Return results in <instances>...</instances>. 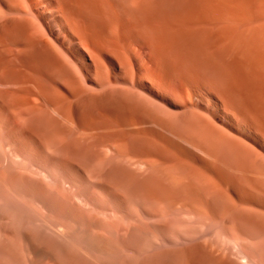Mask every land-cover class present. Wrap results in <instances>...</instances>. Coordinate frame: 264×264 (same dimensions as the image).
I'll return each instance as SVG.
<instances>
[{
    "label": "bare ground",
    "instance_id": "6f19581e",
    "mask_svg": "<svg viewBox=\"0 0 264 264\" xmlns=\"http://www.w3.org/2000/svg\"><path fill=\"white\" fill-rule=\"evenodd\" d=\"M169 1L173 2L172 6L175 5L173 16L171 18L170 15V19L161 22L162 26L156 30L161 34L159 37L156 34L160 41L156 46L155 33L152 35L155 28H152L153 25L148 21L147 16L148 20L145 19V12L144 15L142 12L146 10L143 7L147 8L148 4L154 2L163 3L159 4L163 6ZM150 6L153 7V5ZM155 6L153 9H156ZM152 7H149L150 10ZM252 17L246 3L241 0H0V199L10 201V198H16L15 200L18 199L20 203L24 201L23 205L27 203L33 211H38L37 213L34 211L36 214H40L39 209H41L42 214L43 211L45 212L44 218L42 217L44 221H49L47 223L54 227L61 223V228L63 225L67 227L69 215H72L71 225L72 221L76 224L79 215L83 214L79 206L82 200L78 199L77 204L72 198L70 200L65 197L64 193L67 191L65 192V187L63 188L62 185L64 181L70 182L71 180H67L71 176L66 174L69 179L65 180L61 172L66 171H59L58 173L62 175L60 177L61 175L56 174L57 172L52 174L51 170L56 166L64 167L75 177L84 175L86 179L93 180L94 185L96 184L95 186L104 196L114 197L111 207L116 212L121 213L123 212L121 209L128 210L130 206V209L132 206L138 208L137 211L132 209L136 211L133 214L124 211L132 215L129 217L133 222H130H135L137 225L131 228L128 224L127 240L137 243L139 241V245H141L140 241H145L146 246H149L152 241L149 237L151 234V236L160 235L163 231L165 235H168V238L165 236L162 239L166 241L169 248L159 249V246H156L158 250L156 248L154 251L150 248L149 258L151 255L159 257L160 260L163 258L165 264H238L229 256L230 253L236 251L240 253L243 248L245 251L251 250L253 248L249 242L254 241L256 237L264 236V158H262L264 154L261 155L262 157L259 156L257 152L249 150L245 142H242L243 140L239 143V139L233 136L234 140L231 139V134L226 132L227 136L220 127V130L216 126L214 128L210 121L199 115L200 109L198 112L196 111L198 109L194 110L196 114L193 110L180 114L179 120L175 119L179 118L176 116L174 120L178 123L173 120L176 124L171 121L173 117L169 118L170 121H163L162 118L158 121L159 116L156 119L150 117L149 120L143 113L144 106L135 102L136 97L132 99L134 102L131 101L130 94H126V90L117 97L114 96L115 93L101 96L103 94L98 91L103 90L105 81L99 84L100 90L95 88L98 93L91 91L88 86L86 88L85 81L83 82L86 79L85 74L82 76L80 72L84 69L78 71L77 66L75 70L76 65H73L75 62L67 63L70 52L62 49L63 43L58 40L59 34L55 37V29L52 25L64 39L77 38L83 51L92 55L94 52L93 57L102 54L103 48L110 47V44L123 45L124 48L127 43L138 45L145 43L144 46L153 52L156 51L154 53L161 51L159 56L167 62H165L167 66L173 67L174 78H179L184 83V89L194 87L195 90L200 89V92L204 90L207 94L211 91L215 92L218 99L222 100H220L222 108L227 106L226 108L232 109L236 113V118L240 116L241 118L238 117V119L244 120L242 121L245 122L244 124L250 125V121L253 127L250 126L251 131L255 130L254 134L258 132L264 139V85L260 83L261 77H258L264 75L262 71L264 70V37L258 41L257 38L254 40L246 36V32L254 25ZM46 18L51 25L45 22ZM77 28L81 32L77 31ZM231 28L233 30L230 31ZM112 49L116 50V48ZM78 52L85 60L84 53L81 50ZM94 64L97 73L95 76L102 77L99 68L101 64L97 65L96 62ZM66 65L74 69H69ZM165 65L164 67H167ZM211 67L218 73V81L208 78V75H205L206 72H203L206 70L208 72V68L211 69ZM193 68L198 76L196 81L191 77ZM257 77L260 79L258 80ZM58 80H62L64 84H66L64 80L67 81L69 93L63 92V85L60 86L61 82L58 83ZM97 81L96 83L99 82ZM96 110L104 116L112 117L113 114L114 117V112L118 116L116 120L112 118L102 121L96 117ZM129 111L144 114L143 122H146L145 119L150 123L152 121L156 127H162L161 130L174 134L189 147H194L201 156L199 157L195 152L192 153L190 149L184 150L185 148L179 145H177L178 148L176 146L177 152L174 154L175 145L171 139H168L159 129H146L145 126H150V123L148 125L145 123L144 126L141 122L144 127L142 129L139 127L141 126L139 118H137L138 121L135 120L137 113L133 120L130 114L132 112L128 113ZM53 113L57 115V118ZM129 114L131 117L127 118ZM139 115L138 117H141ZM235 126L237 125L234 124ZM244 126L243 128L240 126L241 131ZM238 129H240L239 126ZM35 151L42 152L46 160H49V163L44 165L45 168L32 161L31 157ZM47 165L55 167L48 169ZM173 167L179 171H176V175H173L175 174ZM187 167L190 173L199 170L203 176L206 174L205 176L213 185L212 192L205 193L200 185L193 181V178L188 177ZM184 170L185 173H183ZM40 172L49 176V182L40 178ZM73 183H69L70 186L74 185ZM162 199L166 202V215L171 214L170 219L167 215L168 220L166 216L164 217L166 219L164 222L162 217L165 213L161 211ZM82 208L84 209V205ZM175 210L181 212L179 214L191 215L196 222L193 223L194 225L202 224L204 228L208 225L212 229L215 226L214 230L217 231L232 230L241 237L238 242L239 248L242 247L241 250L232 249V251L229 250L230 246L228 248L220 244L218 239L217 241L209 240L208 233L211 228H208L210 230L208 233L205 232L208 237L203 235L204 231L203 234L193 231L183 238L179 237L178 244L174 247L169 236L174 233L172 217L174 215L172 214ZM93 211L97 212L95 209ZM159 214L162 217L158 216ZM61 215L65 217L62 218ZM66 215H68L67 219ZM154 217H159V220H155ZM60 218L65 219L66 223L65 221L60 223ZM83 218L80 222L93 225V219L86 221L84 218L85 220L82 221ZM107 219L109 216L104 220H110ZM70 223H68L69 227ZM104 224L106 225L101 223V225ZM53 228H51L52 232ZM95 228L92 227V231ZM37 232L36 236L39 233ZM13 234L9 230L0 228V259H4L3 263L5 261L9 264H42L44 258L52 257L51 251L45 246L44 248L37 246L38 244L35 245L34 237L28 233L16 236ZM40 237L39 234L37 242ZM104 244L100 247L103 248ZM126 245L131 246V242H126ZM57 247L60 248L59 245L55 246ZM109 248L111 250V247ZM253 250L256 251V249ZM56 252L61 254L62 251L59 252L58 249ZM92 252L96 251L92 250ZM142 253L146 256L145 252ZM109 254L107 253L106 256ZM241 254L244 253L241 251ZM95 255L97 257L98 254ZM80 256L77 255L79 258ZM234 256L237 255L234 254ZM71 257L72 255L69 256ZM51 260L54 264H62L61 259L59 261L52 257ZM83 263L85 264L84 260ZM87 264H91L90 261Z\"/></svg>",
    "mask_w": 264,
    "mask_h": 264
},
{
    "label": "rangeland",
    "instance_id": "374dc122",
    "mask_svg": "<svg viewBox=\"0 0 264 264\" xmlns=\"http://www.w3.org/2000/svg\"><path fill=\"white\" fill-rule=\"evenodd\" d=\"M234 1H237V0H234ZM241 1H244L245 3H246V6H247V10L252 14V18H253V23H254V25H253V29L251 30L250 28V30L248 31V32H246V36H248L249 38H253L254 40L257 38V40L259 41V40H261L262 39V37H264V32H262L263 30H264V0H241ZM155 3V4H154ZM154 3H150V5H153V7H154V5H156L155 7H156V9H153V7L152 6H150L149 4L147 5V6H149V7H152V10H154V11H152V10H150L151 8H149V7H147L148 8V10H150V11H148L147 10V8L146 7H143L144 8V10H146V11H143L142 13H143V15H144V12H145V19H147L149 22H151L152 23V28L154 27L155 28V31L153 32V34L152 35H154V33H155V36H154V38H156V40L154 41L155 42V44H156V46H158L159 44H158V42L160 43V41H159V39H157L158 37H159V35H161L160 33H158V31H156V30H158L161 26H162V23L161 22H164V21H166V20H168V19H170V15H171V18H172V16H173V12H174V7H175V5H173L172 6V4H173V2L172 1H169V2H167V3H165L163 6H160V5H162L163 3H159V4H156V2H154ZM158 3V2H157ZM171 4V5H170ZM158 5V6H157ZM160 6V7H159ZM170 7V8H169ZM146 8V9H145ZM106 10H107V8H106ZM155 10H156V12H155ZM148 11V12H147ZM107 13L109 14V11L107 10ZM146 13H148V14H146ZM155 13V14H154ZM107 16H109V15H107ZM146 16H147V18H146ZM47 18H49V17H47ZM47 18H46V20H45V22L47 21ZM48 20H50V18L48 19ZM47 23H49V21H47ZM50 25H51V23H49ZM151 25V24H150ZM53 26V29H55L54 31H55V37L57 36V34H59V38H58V40L60 41V43L62 42L63 43V46H62V49L64 50V51H66V50H68L70 53V55H69V60H68V64L69 63H74L73 65H76L75 67V70L78 68V71H80V70H82V69H84V70H82V71H80V72H82L81 74H82V76H84L83 74H85V76L84 77H86V79L85 80H83V82H84V85L86 86V88H87V86H88V88L92 91H96V89L97 90H100V88H99V84L101 83H103L104 81H105V83H103V84H105L104 85V88H103V90L102 91H98V92H101V94H103V95H101V96H106L107 94H113V93H115V95L114 96H118L121 92H123L124 90H126V92H124V93H126V94H130V100L131 101H133L134 102V100H132V99H134L135 97L137 98H135V102L136 103H139L140 104V106H144L143 107V113H145V118L146 119H149L150 120V117H151V119H156V117L157 116H159V117H157V119L159 118V120L158 121H161V118L162 119H164L163 121H170V119L173 117V119H171V121L174 123V124H176V123H178V122H176V120H174V118L177 116V117H179V115L180 114H183V113H185V112H188V111H190V110H193V113H195L194 112V110H196V109H198V110H196L197 112L199 111V109H200V112H198L199 113V115H202L203 117H205L206 118V120L209 122L210 121V123H212L211 125H214V128H216L217 127V129H219L220 130V128L222 129V131H223V133H225L226 134V132L228 133V134H231V139H233L234 140V138H232V136L233 137H235V138H237V139H239V143H241V141L244 143L245 142V144H246V146H247V148L249 149V150H251V151H255V152H257V154H259V156H261V155H263L264 154V139L261 137L262 135L260 134H258V132H255V134H254V131H251L252 129H251V123H250V121H249V124L250 125H248L247 123V125L246 124H244L242 121H244V120H242V119H238V117H240V116H238L237 118H236V113L234 112V111H232V109H228V108H226L224 105H223V103H222V105L225 107V108H222L221 107V101L218 99V96H216L217 94H214L215 92H213V91H211V92H208V94L210 93V95H208L207 94V92L205 93V91L204 90H201V92H200V89L199 90H195L196 88H194V87H185V89H184V83H182L181 82V80L179 79V78H174V72H172V69H173V67L172 66H167V62L166 61H164L163 59H162V57L161 56H159V54L161 55V51H160V53H159V51H158V53H154V52H156V51H151L147 46H144V45H146L145 43L144 44H140V45H138V44H135V43H127L126 44V47H122L123 45H112V44H110V47H105V49L103 48V52H102V54H98V56L96 57V55H95V57H93V55H94V52H93V55L92 54H90L89 52H86L85 50L83 51L82 49V47L81 46H79V43H78V40H76L77 38H65L64 39V37L60 34V32L59 31H57L56 30V28L54 27V25H52ZM75 26V25H74ZM79 28H77V31H80V30H78ZM263 29V30H262ZM76 30V29H75ZM154 30V29H153ZM231 30H233V28H231L230 29V31ZM81 32V31H80ZM80 32H78V33H80ZM250 32H252V33H250ZM81 34V33H80ZM156 34H158V37H157V35ZM250 34V35H249ZM70 41V42H69ZM73 41V42H72ZM66 46V47H65ZM107 46H109V45H107ZM120 46V47H119ZM133 46V47H132ZM116 48V50L115 49H112V48ZM72 48V49H71ZM81 48V49H80ZM111 48V49H110ZM118 48V49H117ZM70 49V50H69ZM78 50H81L83 53H84V55L86 56V59L84 60L83 59V57L81 56V53H79L78 52ZM107 50V51H106ZM108 50H110V51H108ZM107 52V53H106ZM89 55H88V54ZM92 53V52H91ZM104 53V54H103ZM137 53V54H136ZM72 54V55H71ZM92 55V56H91ZM100 55V56H99ZM137 56V57H136ZM81 57V58H80ZM93 57V58H92ZM73 58H77L76 59V61H74L75 59H73ZM79 58V59H78ZM88 58V59H87ZM159 58V59H158ZM161 58V59H160ZM95 59V60H94ZM116 59H117V61H116ZM119 59H120V61H119ZM83 60V61H82ZM93 60V61H92ZM80 61V62H79ZM81 61H82V63H81ZM91 61H92V63L95 61L96 63H98L97 65H99V64H101V65H99L100 67V70H101V75H102V77L100 76V77H96L95 75H97V73H96V68H95V62L92 64L91 63ZM161 61V62H160ZM117 62H119V63H117ZM123 64H122V63ZM158 62H160V64L158 63ZM166 64H164V63ZM66 63V64H67ZM77 63V64H76ZM80 63H81V65H80ZM115 63V64H114ZM67 64V65H68ZM79 64V65H78ZM119 64H120V66H119ZM123 66H122V65ZM159 64V65H158ZM66 65V66H67ZM71 65V64H70ZM88 65V66H87ZM164 65L165 66H167V67H164ZM78 66V67H77ZM81 66V67H80ZM85 66H87V67H85ZM94 66V67H93ZM84 67V68H83ZM208 67H210V66H208ZM67 68H71V66L69 67V66H67ZM71 69H74V68H71ZM204 69V68H203ZM123 70V71H122ZM166 70V71H165ZM168 70V71H167ZM213 70V71H212ZM263 72H264V70H262ZM71 72H72V70H71ZM75 72V71H74ZM89 72V73H88ZM169 72H170V74H169ZM192 72V74L193 75H191V77H192V79L194 80V81H196L197 79H198V76H197V73H196V71H194V68H193V70L191 71ZM204 73H205V75L208 77V78H212L213 80H216V81H218L219 80V78H218V73L215 71V69H213L212 67H211V69H209L208 68V72H207V70L206 71H203ZM263 72H261L260 71V73H263ZM264 74V73H263ZM99 75V74H98ZM168 75V76H167ZM257 75H260L259 73H257ZM262 75V74H261ZM94 76V77H93ZM83 77V78H84ZM93 77V78H92ZM95 77H96V79H95ZM258 77H261V80H262V82H261V80H260V83H263L262 85H264V75H262V76H258ZM257 77V78H258ZM82 78V79H83ZM99 78H100V80H99ZM78 79V78H77ZM167 79V80H166ZM260 78H258V80H259ZM79 80H81L80 78H79ZM95 80V81H94ZM96 80H98L97 82L98 83H96ZM101 80H103V81H101ZM62 80H58L57 82L59 83V82H61ZM65 81V83L66 84H64V82H61V83H59V85L60 86H62V90H63V92H65L66 94L67 93H69V90H70V88L68 87V89H67V81L66 80H64ZM63 83V84H62ZM111 83V84H110ZM182 83V84H181ZM66 85V86H65ZM111 85V86H110ZM113 85V86H112ZM64 86L66 87V88H64ZM110 87H111V89H110ZM96 88V89H95ZM115 89H117V90H115ZM121 89H123V90H121ZM105 90H107L108 92H106ZM119 90V91H118ZM111 91V92H110ZM199 93H198V92ZM97 91H96V93H98ZM105 93V94H104ZM70 94H71V91H70ZM198 94V95H197ZM204 95V97H203V95ZM207 94V95H206ZM202 95V96H201ZM206 95V96H205ZM201 97H203V98H201ZM202 99V100H201ZM202 101V102H201ZM200 103V104H199ZM145 104V105H144ZM194 104H195V106H194ZM148 108H147V107ZM217 106V107H216ZM145 107H146V109H145ZM226 109V110H225ZM151 110V111H150ZM204 110V111H203ZM206 110H207V112H206ZM229 110V111H228ZM115 111V110H114ZM132 111H134V109H132ZM132 111H129L128 113H130V112H132ZM147 111V112H146ZM204 113H203V112ZM227 112V113H226ZM132 113H134V112H132ZM132 113H130L131 114V116H132V118L131 119H133L134 118V116L136 115L135 113H137V117H135V120H137V118H139L138 120H139V123H140V125H141V122H142V124L144 125L145 123H146V125H148L149 123H150V121L149 122H147V120L145 119V121L146 122H143L142 120L144 119L143 117H144V114H142V113H138V112H136L135 111V113H134V115L132 114ZM198 113H197V115H198ZM100 114V115H99ZM114 117H113V114H112V117H108V116H104L100 111H98V110H96L95 111V115H96V117L99 119V120H110V119H115L116 120V118H117V116H116V112H114ZM130 114L128 115V117L127 118H130L131 116H130ZM138 114H140L139 116H141V117H138ZM148 114L150 115L149 117H148ZM173 114V115H172ZM178 114V115H177ZM196 114V113H195ZM233 114V115H232ZM53 115L54 116H56V118H57V115L56 114H54L53 113ZM147 115V116H146ZM153 115V116H152ZM155 115V116H154ZM171 115V116H170ZM102 116H104L103 118H102ZM120 116H122V114H120ZM168 116V117H167ZM170 116V117H169ZM181 116V115H180ZM105 118V119H104ZM170 118V119H169ZM241 118V117H240ZM175 119H180V117L179 118H175ZM62 120V119H61ZM134 120V119H133ZM137 120V121H138ZM141 120V121H140ZM176 122H174V121ZM137 121H136V123H137ZM230 121V122H229ZM229 122V123H228ZM241 122H242V124H241ZM180 123V122H179ZM151 124H152V121H151V123L149 124L150 126H145L146 127V129H159V131L160 132H162V134H164V135H166L167 137H168V139H171L173 142H174V144L173 145H175V147H174V154L177 152V149H176V146L177 145H179V147H184L185 149L184 150H189L190 149V151L192 150L193 152L192 153H194L195 152V154H198V156L200 157L201 155L199 154L200 152H198V150L197 151H195L194 150V147H189L188 145H187V143H184L183 142V140H179L180 138H178L177 136L175 137V135L174 134H170V133H168V132H166L165 130H161V129H163L162 127H156L155 125H153L152 124V127H151ZM234 124L235 125H237V126H235L234 127ZM240 124V125H239ZM245 126H244V125ZM137 125H138V123H137ZM143 125H141V126H139V127H141L142 129L144 128L143 127ZM231 125V126H230ZM233 125V126H232ZM216 126V127H215ZM238 126H239V128L240 129H238ZM243 128V126H244V129L241 131V127ZM251 126V127H250ZM150 127V128H149ZM220 127V128H219ZM233 127V128H232ZM248 127V128H247ZM247 128V129H246ZM253 128V127H252ZM227 130V131H226ZM164 131V132H163ZM234 131V132H233ZM228 134H226L227 136H228ZM174 135V136H173ZM241 136V137H240ZM178 139V140H177ZM245 139V140H244ZM249 144H251V145H249ZM244 145V144H243ZM119 146V145H118ZM245 146V145H244ZM255 146V147H254ZM169 147V146H168ZM177 148H178V146H177ZM33 156L31 157L33 160L32 161H34L36 164H40V166L42 165V167H44L45 168V166L44 165H46V164H48L49 163V160L47 161L46 159V156L42 153V152H36L35 151V153L34 154H32ZM203 155V154H202ZM42 159H41V158ZM262 157V156H261ZM262 158H264V157H262ZM14 159L15 160H17L16 159V157H14ZM37 159V160H36ZM50 164H52L51 162H50ZM39 166V165H38ZM49 167V168H48ZM50 167H55L54 165L52 166H48L47 165V167L46 168H48V169H50ZM59 168V169H58ZM188 168V167H187ZM191 168V167H190ZM194 168V167H193ZM47 169V170H48ZM55 171H54V170ZM58 171H57V170ZM175 169V170H174ZM186 169V168H185ZM51 170H52V174H54V173H56V174H59L58 172L60 171H66V172H61V173H63V177L65 178V180L66 179H69V177L67 178L66 177V174H68L69 176H71V178L69 179V180H67V181H70V182H67L68 184L70 183H73L74 185H72V186H70V184L69 185H67V183H65V181L63 182L64 184H62L63 185V188L65 189V192L66 193H64V196L65 197H68V198H70V200H72L73 199V201L75 202V203H77L79 200L81 201L82 200V202H78L79 203V206L81 207V213L83 212V214H80L79 216V220H77L78 219V217H77V222L79 221L80 222V219H82L83 217L84 218H86V221H91L92 219H93V225H90V224H87L86 222H78V226L76 227V224H77V222H76V224H74V222L72 221V225H71V216L72 215H66V219H67V216H68V218L70 219V220H67V223H66V220L65 219H63L62 220V218L63 217H65V215L63 216V215H61L62 216V218H60V223L61 222H64L65 221V223L67 224V227H65L64 225L62 226V228H61V225H62V223L61 224H57V226L56 227H54V226H52V225H49L47 222H49V221H44V211H43V214H42V212H40V210L41 209H39V213L40 214H36L34 211H33V209L31 208V206H29V205H27V203L25 204V205H27V206H25V205H23L25 202L24 201H22L21 203L20 202H18V199L17 200H15L14 198H10V201L8 200V199H3V200H1L0 199V228H1V230L2 229H6V230H9L10 232H12V234H13V232L15 233V234H13V235H19V234H25V235H27V233H28V235H30V236H33L34 238V240H33V243L35 244V245H37V246H39V247H46L49 251H51V255H52V257L53 258H55V259H57V260H59L60 261V259H61V262L60 263H66V264H79V263H83V260H84V262H85V264H87V262H89L90 261V263L91 264H102L103 262V264H146V263H148V264H165V259H163V258H161V260H160V258L158 257H153L152 255H151V258H149V256H150V248L152 249V251H154L158 246H159V249H163V248H167L168 246H167V244H166V241H164L163 239H162V237L164 238L165 236L168 238V235H165L166 233H163V231H161V234L163 233L164 234V236H162L161 234L159 235H154L153 234V236H149L150 238H151V244L153 245V246H151V244L148 246V249L146 248L147 246H146V244L144 243L145 241H140V244L141 245H139V241H138V243L137 242H132V241H130V240H127V238L129 237L128 236V233H129V230H127V226H128V224L131 226V228H135L137 225L135 224V222L134 223H131V222H133L132 220H131V218L130 217H132V215L130 216V214L128 215L127 213H134V211L136 210H138V208L136 207H134V206H132V208L130 209V207H129V209L128 210H126L125 208L124 209H121V211L123 210V212H121V213H119L120 211H118V212H116L115 210H113L112 208L113 207H111L112 206V204L114 203V201L113 200H115L114 199V197H110V195H109V197L108 196H104L102 193H100V191L97 189V187L94 185V181L92 180L91 181V179H89V178H87L86 179V177H84V175H82V176H80V177H75V176H73L71 173H69L70 171L69 170H67V168H64V167H55V168H51ZM173 170H174V172H175V174L173 173V175H176V173L177 172H179L178 171V169H176V167H173ZM187 170V176L188 177H191V179L193 178L194 180L193 181H195V182H197L198 183V185H200V187H201V189L205 192V193H210V192H212V190H213V185L211 184V182L209 181L210 179H208V177H206L205 175L203 176V174H202V172L201 171H197V172H199V174L195 171L194 173H193V171L190 173L189 171V168L188 169H186ZM177 171V172H176ZM50 172V171H49ZM186 171L184 170V172L183 173H185ZM41 174H40V178H42V180L43 181H46V182H49V180L50 179H48L49 178V176H46L45 174H43L42 172H40ZM65 174V175H64ZM185 174V175H186ZM189 174H191V175H189ZM42 175H43V177H42ZM59 175H61V174H59ZM67 175V176H68ZM46 176V177H45ZM60 177H62V175L60 176ZM77 178H80V179H77ZM48 180V181H47ZM77 180V181H76ZM66 185V186H65ZM69 186H70V188H69ZM78 186V187H77ZM92 186H94V187H92ZM91 188V189H90ZM64 189L62 190V192L64 191ZM66 189H68V190H66ZM68 191H70V192H68ZM97 191V192H96ZM74 192V193H73ZM65 194H67V195H65ZM84 194V195H83ZM81 195V196H80ZM103 196V197H102ZM102 197V198H101ZM72 198V199H71ZM11 199H13V200H11ZM77 199V200H76ZM79 199V200H78ZM108 199V200H107ZM6 200V201H5ZM20 200V199H19ZM106 200H107V203H106ZM163 200V199H162ZM8 201V202H7ZM14 201V202H13ZM84 201H86V202H84ZM103 204H102V203ZM164 202V203H163ZM10 203V204H9ZM18 205H17V204ZM77 203V204H78ZM84 203V204H83ZM166 202H165V200H163V201H161V205L163 204V207H162V209H161V211H162V213H167V211H166V204H165ZM105 204V205H104ZM165 204V205H164ZM84 205V209L82 208V206ZM106 205H107V207H106ZM21 207V208H20ZM28 207V208H27ZM95 207V208H94ZM100 207H102V208H100ZM105 207V209H103ZM87 208V209H86ZM95 209V211H97L96 213L93 211L94 209ZM96 208H97V210H96ZM165 208V209H164ZM26 209V210H25ZM32 209V210H31ZM93 209V210H92ZM132 209H135V210H132ZM176 209H178L177 207H176ZM30 212H29V211ZM91 210V211H90ZM108 210V211H107ZM165 210V211H164ZM89 211V212H88ZM104 211V212H103ZM107 211V212H106ZM113 211H114V213H113ZM124 211H127V213L126 212H124ZM130 211V212H129ZM132 211V212H131ZM135 211V212H136ZM164 211V212H163ZM27 212H28V214L31 216H29L28 214H27ZM33 212V213H32ZM57 212V211H56ZM87 212V213H86ZM117 214H116V213ZM30 213H32V214H30ZM54 213H55V211H54ZM89 213H90V215H89ZM110 213V214H109ZM113 213V214H112ZM162 213H160V214H162ZM166 213H165V215H163V217L159 214L158 216H161L162 217V221L164 222V220H166L165 218H167V215H166ZM173 213L174 214H172V215H174V216H172L173 217V223H174V233L171 235V236H169V238H170V240L172 241V243L174 244V247H176L175 245H177L178 244V239H179V237L180 238H183V237H185L186 235H188V234H191V232H193V231H198L199 233H202L203 234V231H204V236L205 237H208L209 236V234H210V236L208 237V239L209 240H215V241H217L216 239H218V241H219V243L220 244H222V245H224V246H228V248H229V246L231 247V249H229V250H236V249H239V250H241V248L242 247H240L239 248V238H241L240 236H237L236 234H235V232H233L232 230H229V229H226V231H225V229L224 230H219V231H221L222 233L220 234V233H218L219 231H217V230H214V227L215 226H213V229H212V227L210 226V227H208V225H207V227H205L204 228V226L202 225V224H200V225H194L193 223H196V222H194V220H193V217L191 216V215H184V213L183 214H179V213H181V212H178V211H173ZM35 214H36V216H35ZM51 214H52V212H51ZM51 214H48V215H50L51 216ZM97 214V215H96ZM102 214V215H101ZM104 214H106V215H104ZM108 214V215H107ZM119 214V215H118ZM122 214H123V216H125V218L122 216ZM136 214V213H135ZM32 215H34L33 216V218H32ZM42 215V216H41ZM53 215V214H52ZM88 215V216H87ZM117 215V216H116ZM54 216V215H53ZM83 216V217H82ZM97 216H99V217H97ZM102 216V217H101ZM106 216V217H105ZM109 216V219L111 218V216H113L110 220L109 219H107V220H109V221H105L106 220V218ZM116 216V217H115ZM119 216V217H118ZM130 216V217H129ZM166 216V217H165ZM188 216H190V217H188ZM35 217H37V219L35 218ZM39 217V218H38ZM43 217V218H42ZM82 217V218H81ZM88 217V218H87ZM94 217H95V219H94ZM101 217V218H100ZM104 217V218H103ZM157 217V216H156ZM156 217H154L155 218V220L157 219V220H159L158 218H156ZM165 217V218H164ZM191 217H192V219H191ZM2 218V219H1ZM47 219H48V217H46ZM50 218V217H49ZM52 218H54V217H52ZM83 218V220L82 221H84L85 219ZM99 218H100V220H99ZM124 218V219H123ZM168 218L170 219L171 218V214L170 215H168ZM168 218H167V220H168ZM31 219H32V221H31ZM40 219L42 220V221H40ZM51 219V218H50ZM59 219V218H58ZM91 219V220H90ZM105 219V220H104ZM190 219H191V221H190ZM46 220V219H45ZM49 220V219H48ZM75 220V219H74ZM99 220V221H98ZM103 221H105V222H103ZM111 221V223H109ZM112 221H113V223H112ZM131 221V222H130ZM152 221V220H151ZM44 222H46L45 224H44ZM97 222L99 223V224H97ZM103 224V223H106V225L104 224V225H101V223ZM162 222V223H163ZM192 222V223H191ZM2 223V224H1ZM64 223V224H65ZM68 223H70L69 225H71V226H73V227H69L68 226ZM86 223V224H85ZM166 223V222H165ZM50 224H51V222H50ZM65 224V225H66ZM96 224V225H95ZM164 224V223H163ZM184 224V225H183ZM197 224H198V222H197ZM3 225V226H2ZM44 225V226H43ZM49 225V226H48ZM87 225V226H86ZM101 225V226H100ZM136 225V226H135ZM165 225V224H164ZM84 226H86V228L84 227ZM96 228H95V227ZM125 226V227H124ZM132 226H134V227H132ZM183 226H185V227H183ZM206 226V225H205ZM5 227V228H4ZM8 227H9V229H8ZM11 227V228H10ZM44 227V228H43ZM49 227H51V228H53L54 229V231L52 232V230H51V228H49ZM68 227H69V229H68ZM76 227V228H75ZM80 227V228H79ZM82 227V228H81ZM84 227V228H83ZM92 227L93 228H95V229H93V231H92ZM97 227H99L101 230H102V232H99V231H101L100 229H98ZM46 228H47V230H46ZM74 230H73V229ZM90 228V229H89ZM107 228H109V229H107ZM211 230H209V229ZM217 228V227H216ZM49 229V230H48ZM71 229V230H70ZM77 229H79V230H77ZM99 231H98V230ZM113 229H115V231L113 230ZM206 229V230H205ZM18 230V231H17ZM51 230V231H50ZM63 230V231H62ZM98 232H97V231ZM17 231V232H16ZM19 231H20V233H19ZM27 231H29V232H27ZM31 231H33V232H31ZM39 233H38V232ZM69 231H70V233H69ZM77 231V232H76ZM104 231V232H103ZM113 232V233H111V232ZM117 231H118V235H117ZM207 231V232H206ZM210 231V233H208ZM213 231V232H212ZM22 232V233H21ZM36 232L38 233L37 235L39 236V234H40V238H39V241L37 242V240H38V236H36ZM66 232V233H65ZM74 232H76V233H74ZM106 232V233H105ZM110 232V233H109ZM208 233V236H207V234L206 233ZM55 233V234H54ZM72 233V234H71ZM80 233H82V234H80ZM102 233V234H101ZM33 234V235H32ZM63 234V235H62ZM69 234V235H68ZM71 234V235H70ZM77 234H78V236H77ZM113 234V235H112ZM220 234V235H219ZM44 237H43V236ZM83 237H82V236ZM89 235V236H88ZM264 235V234H263ZM88 236V237H87ZM122 236V237H121ZM159 236V237H158ZM89 237H90V239H89ZM149 237H147V239L149 240ZM174 237V238H173ZM42 238V239H41ZM123 238V239H122ZM167 238H166V240H167ZM257 238V239H256ZM255 238V240L254 241H250L249 243L251 244V248H253V249H256V251L255 250H253V249H251V250H248V249H246V250H248V251H245V248H243L244 249V251H243V249L241 250L242 251V253H244V254H241L240 255V253H241V251H240V253H237L238 251H236L234 254H236L237 256H234V254L233 253H230V257L231 258H233V259H235L234 261L236 262V263H238V264H264V236L262 237V236H259V238L258 237H256ZM85 239V240H84ZM89 239V240H88ZM94 239V240H93ZM156 239V240H155ZM157 239H160V240H157ZM43 242H42V241ZM126 240V241H125ZM41 241V243H39ZM97 241V242H96ZM99 241H101V242H99ZM106 241V242H105ZM108 241V242H107ZM111 243H110V242ZM131 242V246L130 245H126V242ZM154 241H156L155 243H154ZM86 242V243H85ZM95 242V243H94ZM104 242H105V244H104ZM158 242V243H157ZM253 242V243H252ZM56 243V244H55ZM57 243H58V245H59V247L60 248H55V246H58L57 245ZM85 243V244H84ZM100 243V244H99ZM108 243V244H107ZM109 243L111 244V245H109ZM157 243V244H156ZM41 244V245H40ZM43 244H45V245H43ZM54 244V245H53ZM84 244V245H83ZM88 244H90L89 246H88ZM103 244H104V247L103 248H101L100 247V245L101 246H103ZM129 244V243H128ZM143 244V245H142ZM156 244V245H155ZM254 244V245H253ZM256 244V245H255ZM47 245V246H46ZM97 245V246H96ZM98 245H99V247H98ZM135 245V246H134ZM138 245V246H137ZM88 246V247H87ZM157 246V247H156ZM44 247V248H45ZM109 247H111V250H109L110 248ZM112 247H114L113 248V250H112ZM135 247V248H134ZM138 247H140V248H138ZM237 247V248H236ZM257 247H258V249H257ZM62 248V252L60 251V249ZM86 250H85V249ZM94 248V249H93ZM98 250H97V249ZM100 248V249H99ZM108 248V249H107ZM127 248H129V249H127ZM145 248H146V250H147V252L145 251ZM169 248V247H168ZM53 249V250H52ZM59 249V252H61V254H59V253H57L56 251ZM91 249V250H90ZM108 250V251H106V250ZM131 249V250H130ZM85 250V251H84ZM88 250V251H87ZM92 250L94 251H96L95 253L94 252H92ZM103 250V251H102ZM105 250V251H104ZM148 250H149V253H148ZM156 250H158V248L156 249ZM232 250V251H233ZM53 251V252H52ZM91 251V252H90ZM111 251V252H110ZM232 251H230V252H232ZM99 252V253H98ZM102 252H104L103 254H100V253H102ZM141 252H145L146 253V256H145V254H141ZM250 252V253H249ZM256 252H257V254H256ZM79 253H80V255L82 256H80L79 255ZM81 253H83V254H81ZM90 253H92V254H90ZM93 253H94V255H93ZM109 254L108 256H106V254ZM147 253H148V256H147ZM84 254H86V256L84 255ZM90 254V255H89ZM95 254H98L97 255V257H96V255ZM141 254V255H140ZM233 254V255H232ZM239 254V255H238ZM247 254V255H246ZM64 255V256H63ZM72 255V257L71 258H69V256H71ZM77 255L78 256H80V258H82L81 259V261L79 260V262L77 261L78 259H80L79 257H77ZM102 255H104V256H102ZM140 256H144L143 258H144V260H143V258H141ZM246 257V258H248V256H249V258L248 259H246V258H244V257ZM52 257H46V258H44L43 260L44 261H42L43 263L42 264H54V262H53V260H51L52 259ZM67 257V258H66ZM76 257V258H75ZM87 258V259H85V258ZM94 257H95V259H94ZM104 257V258H103ZM149 259H148V258ZM153 257V258H152ZM236 257V258H235ZM48 258V259H47ZM78 258V259H77ZM84 258V259H83ZM93 258V259H92ZM96 258H97V260H96ZM65 261H64V260ZM70 259V260H69ZM73 259L75 260V261H73ZM104 259V260H103ZM146 259V260H145ZM147 259H148V261H147ZM254 261H253V260ZM3 260L4 259H0V264H9L8 262H5L4 261V263H3ZM47 260V261H46ZM64 262H63V261ZM68 260V261H67ZM74 262H72V261ZM175 260V259H174ZM251 260V261H250ZM92 261V262H91ZM94 261V262H93ZM247 261V262H246ZM250 261V262H249ZM53 262V263H52ZM69 262V263H68ZM70 262H72V263H70ZM112 262V263H111ZM144 262V263H143ZM161 262V263H160ZM84 264V263H83ZM176 264V263H175Z\"/></svg>",
    "mask_w": 264,
    "mask_h": 264
}]
</instances>
